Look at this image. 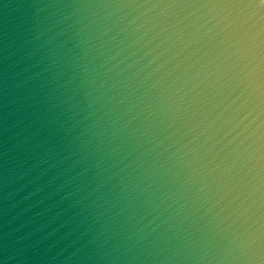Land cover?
I'll return each mask as SVG.
<instances>
[{
	"label": "clouds",
	"instance_id": "clouds-1",
	"mask_svg": "<svg viewBox=\"0 0 264 264\" xmlns=\"http://www.w3.org/2000/svg\"><path fill=\"white\" fill-rule=\"evenodd\" d=\"M0 264H264V0H0Z\"/></svg>",
	"mask_w": 264,
	"mask_h": 264
}]
</instances>
